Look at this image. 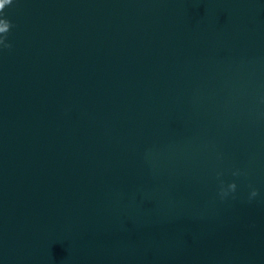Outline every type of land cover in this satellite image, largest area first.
<instances>
[{
	"label": "water",
	"instance_id": "obj_1",
	"mask_svg": "<svg viewBox=\"0 0 264 264\" xmlns=\"http://www.w3.org/2000/svg\"><path fill=\"white\" fill-rule=\"evenodd\" d=\"M0 19V264H264V0Z\"/></svg>",
	"mask_w": 264,
	"mask_h": 264
},
{
	"label": "clouds",
	"instance_id": "obj_2",
	"mask_svg": "<svg viewBox=\"0 0 264 264\" xmlns=\"http://www.w3.org/2000/svg\"><path fill=\"white\" fill-rule=\"evenodd\" d=\"M13 4V0H0V14L4 13L6 6H10ZM13 25L10 24L6 19H0V49H11L12 45L7 43V34ZM234 175H240L239 172L234 173ZM237 185L232 183L228 186L229 191H222L223 196H227L229 192L234 193L236 191ZM258 195L256 191H253L251 196L254 198Z\"/></svg>",
	"mask_w": 264,
	"mask_h": 264
}]
</instances>
